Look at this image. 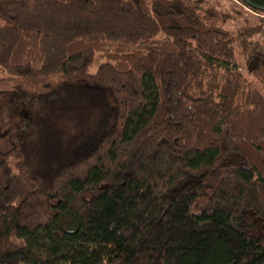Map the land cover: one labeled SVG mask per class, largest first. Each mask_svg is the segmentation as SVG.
<instances>
[{
	"label": "trees",
	"instance_id": "1",
	"mask_svg": "<svg viewBox=\"0 0 264 264\" xmlns=\"http://www.w3.org/2000/svg\"><path fill=\"white\" fill-rule=\"evenodd\" d=\"M262 17L0 0V264H264Z\"/></svg>",
	"mask_w": 264,
	"mask_h": 264
},
{
	"label": "rangeland",
	"instance_id": "2",
	"mask_svg": "<svg viewBox=\"0 0 264 264\" xmlns=\"http://www.w3.org/2000/svg\"><path fill=\"white\" fill-rule=\"evenodd\" d=\"M233 49H234V53H235V57L237 59V62L239 64V66H242V56L241 53L235 43V41L233 42ZM245 77L247 78V80L249 81L250 85L258 90L259 92L262 93V95H264V91L257 86L255 83H253L250 78L245 75ZM20 108V104L19 103H15V104H10L9 101H7L6 99L4 100L2 97H0V131H2V129L4 128V126L13 121L16 120V114L18 112Z\"/></svg>",
	"mask_w": 264,
	"mask_h": 264
},
{
	"label": "water",
	"instance_id": "3",
	"mask_svg": "<svg viewBox=\"0 0 264 264\" xmlns=\"http://www.w3.org/2000/svg\"><path fill=\"white\" fill-rule=\"evenodd\" d=\"M248 7L264 12V1L261 0H241Z\"/></svg>",
	"mask_w": 264,
	"mask_h": 264
},
{
	"label": "built area",
	"instance_id": "4",
	"mask_svg": "<svg viewBox=\"0 0 264 264\" xmlns=\"http://www.w3.org/2000/svg\"><path fill=\"white\" fill-rule=\"evenodd\" d=\"M264 19V17H262Z\"/></svg>",
	"mask_w": 264,
	"mask_h": 264
}]
</instances>
